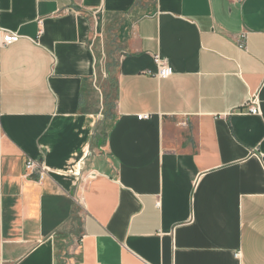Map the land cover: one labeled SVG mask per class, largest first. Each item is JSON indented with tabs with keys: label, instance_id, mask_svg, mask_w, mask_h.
Returning <instances> with one entry per match:
<instances>
[{
	"label": "crops",
	"instance_id": "0c3cea01",
	"mask_svg": "<svg viewBox=\"0 0 264 264\" xmlns=\"http://www.w3.org/2000/svg\"><path fill=\"white\" fill-rule=\"evenodd\" d=\"M0 30V264H264V0H0Z\"/></svg>",
	"mask_w": 264,
	"mask_h": 264
},
{
	"label": "built area",
	"instance_id": "2783aa9c",
	"mask_svg": "<svg viewBox=\"0 0 264 264\" xmlns=\"http://www.w3.org/2000/svg\"><path fill=\"white\" fill-rule=\"evenodd\" d=\"M242 38H245L243 35ZM21 39V37L12 32H7L4 30H0V48L10 46L16 42H18ZM239 46L241 48L244 47V44L242 41H239ZM157 71L153 73L155 77L158 79H166L169 78L174 74L173 68L170 66L168 61L160 56H156L154 60ZM250 107H249V113L251 115H259L260 114V108L258 103L257 96L250 99L249 101ZM151 118L150 115H140L138 116V120H149ZM25 178L29 180H33L39 184H43V182L48 179L51 175V171L48 169V167L40 161H35L32 159H28L25 166ZM93 175V174H91Z\"/></svg>",
	"mask_w": 264,
	"mask_h": 264
},
{
	"label": "rangeland",
	"instance_id": "374dc122",
	"mask_svg": "<svg viewBox=\"0 0 264 264\" xmlns=\"http://www.w3.org/2000/svg\"><path fill=\"white\" fill-rule=\"evenodd\" d=\"M106 64H107V59L106 58H103L102 56L99 58V60H98V68H99V70L101 71V69H102V71H103V74L105 75V77H103V75H101L102 77H103V79H104V81L105 80H110L111 82L112 81H114V75L113 74H110L108 71H107V69H106ZM111 90V92H113V88H112V85H111V88H110ZM111 102H112V99H111Z\"/></svg>",
	"mask_w": 264,
	"mask_h": 264
}]
</instances>
